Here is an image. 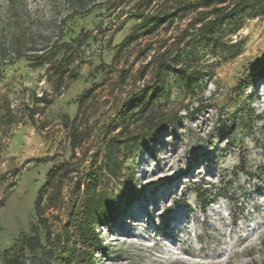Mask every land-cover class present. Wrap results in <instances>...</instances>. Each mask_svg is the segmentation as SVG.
I'll use <instances>...</instances> for the list:
<instances>
[{"label": "rangeland", "instance_id": "obj_1", "mask_svg": "<svg viewBox=\"0 0 264 264\" xmlns=\"http://www.w3.org/2000/svg\"><path fill=\"white\" fill-rule=\"evenodd\" d=\"M105 1L0 0L2 41H20L27 54L9 51L0 69V102L12 109L0 114V256L31 233L54 164L69 160L81 172L96 152L108 173L107 126L152 83L153 59L168 50L177 67L211 76L191 92L173 69L160 110L183 119L118 154L117 177L107 182L118 208L97 227L100 264H264V6L203 35L199 26L215 13L197 0H156L150 8ZM160 12L174 17L140 28L133 16ZM65 42L71 51L61 60ZM34 53L46 57L37 62ZM200 101L208 106L188 114ZM121 128L120 119L107 137ZM73 131L85 139L75 152ZM63 212L47 210L53 229Z\"/></svg>", "mask_w": 264, "mask_h": 264}, {"label": "trees", "instance_id": "obj_2", "mask_svg": "<svg viewBox=\"0 0 264 264\" xmlns=\"http://www.w3.org/2000/svg\"><path fill=\"white\" fill-rule=\"evenodd\" d=\"M83 0H75V2ZM156 0H142L145 8H150ZM192 0H179V4ZM209 11L214 12L212 19L204 21L199 26V33L206 35L214 27L230 20L238 11L247 7H263L264 0H197ZM120 0H106V4L117 6ZM83 10L85 5H81ZM88 11H90L88 9ZM87 11V12H88ZM162 12L157 16L150 14H134L141 20L140 28H147L158 18L161 23L169 21L174 14ZM1 23V21H0ZM0 35V69L9 58L8 52L15 54L16 58L26 56L22 51V43L15 42L12 38L10 45L2 41ZM124 44L117 45L119 52ZM63 59L67 60L71 50V44H63ZM62 52V51H61ZM30 57V56H29ZM46 57V54L34 53L31 58L37 62ZM11 61V59H9ZM154 76L150 85L133 93L121 110L113 117L108 124V133L104 134L106 144L107 162L110 165L107 175L97 164L98 153L93 155L90 166L84 171L74 167L69 160L54 164L47 173L46 182L38 191L35 201L36 221L32 224L30 234L24 235L17 243L3 251L0 256V264H100L99 254L105 250V244L97 230L98 226H104L110 221L117 210V201L109 192L107 182L116 178V159L120 152L132 154L135 148L145 139L151 138L150 133L166 126L167 122H176L183 119V115L163 113L160 110L161 100L167 96L168 88L166 77L173 71L184 84L187 90L195 92L196 88H203L201 81L211 74L200 68L190 66L177 67L178 60L170 51L158 53L154 59ZM60 63L57 66V74L63 80V73L66 72ZM176 68V69H175ZM39 100V98H38ZM208 103L200 101L195 108L188 110V114L203 111ZM0 114L5 117L12 115V109L6 98H2ZM35 111L33 110V113ZM161 112V113H158ZM32 113V116H33ZM243 116V115H241ZM122 120L121 130L113 136H109V130L119 120ZM134 130H137L136 132ZM72 148H76L84 142L83 133L72 132ZM75 154V153H74ZM244 161V158L242 159ZM106 174V175H105ZM76 175V176H74ZM107 178V179H106ZM110 178V179H108ZM66 191V193H64ZM58 208L63 210L64 218H59L60 223L53 229L47 210ZM38 249V253L34 250Z\"/></svg>", "mask_w": 264, "mask_h": 264}]
</instances>
